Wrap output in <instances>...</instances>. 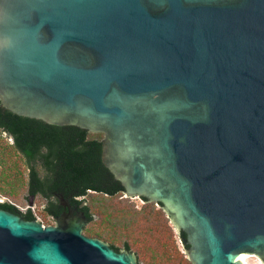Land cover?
Wrapping results in <instances>:
<instances>
[{
    "label": "water",
    "instance_id": "water-1",
    "mask_svg": "<svg viewBox=\"0 0 264 264\" xmlns=\"http://www.w3.org/2000/svg\"><path fill=\"white\" fill-rule=\"evenodd\" d=\"M0 128L55 219L0 205V264H142L82 234L88 190L159 205L190 264H264V0H0Z\"/></svg>",
    "mask_w": 264,
    "mask_h": 264
},
{
    "label": "rangeland",
    "instance_id": "rangeland-1",
    "mask_svg": "<svg viewBox=\"0 0 264 264\" xmlns=\"http://www.w3.org/2000/svg\"><path fill=\"white\" fill-rule=\"evenodd\" d=\"M90 134L103 137L102 134ZM12 143V138L0 131V203L13 205L22 214L31 209L35 220L43 226L54 225L55 219L44 211V198L33 197L31 207L23 199L29 197L28 171ZM39 175H42L41 170ZM83 201L82 205L89 207L93 218L83 227L82 234L86 237L99 236L98 239L112 243L120 251L127 243L130 252L142 264H184L187 260L177 230L159 205L124 194L113 199L89 194ZM158 211L161 214H156ZM243 255L251 257L246 260L248 264H261L256 256Z\"/></svg>",
    "mask_w": 264,
    "mask_h": 264
},
{
    "label": "trees",
    "instance_id": "trees-1",
    "mask_svg": "<svg viewBox=\"0 0 264 264\" xmlns=\"http://www.w3.org/2000/svg\"><path fill=\"white\" fill-rule=\"evenodd\" d=\"M0 131H2V132H4L1 128H0ZM5 133V132H4ZM7 135H9L8 133H6ZM10 136V135H9ZM11 137V136H10ZM101 136L100 135H93V134H90V133H86V135H85V139H86V141L87 142H98V143H100V141H101V138H100ZM12 138V137H11ZM12 141H13V143H12V146H13V148H14V150L23 158V161H24V163H25V165L27 166V171H28V180H27V192H28V194H29V181H30V171H29V168H28V163H27V161H26V159H25V157H24V155H23V153L21 152V151H19L16 147H15V140L12 138ZM33 168H34V172L36 173V176H37V181H42V179L44 178V176H45V171L42 169V167H41V165H40V163L38 162V161H34V166H33ZM39 170H41L42 171V175L40 176L39 175ZM89 194H101V195H104V196H107L108 198H110V199H113V198H116V197H118V196H120L121 194H123L122 192H119V191H117V192H115V194L114 195H106V194H104V193H96V192H94V191H90V190H88V191H85V193H84V195H82V196H74L73 197V201H76V202H78V201H83L84 199H85V197L86 196H88ZM37 196H39V197H42V198H44L42 195H40V193L39 192H36L35 194H34V196L33 197H37ZM143 200V199H142ZM143 201H145V200H143ZM145 202H147V201H145ZM47 204V203H46ZM83 203H80V204H78V206L77 207H80V208H82V207H86L87 209H88V215L89 216H91V214H90V209H89V207H87V206H85V205H82ZM0 205H6V206H9V207H11L12 209H14L16 212H18L19 214H21L22 215V213H20L13 205H10V204H8V203H0ZM146 209V208H145ZM28 212V211H27ZM26 212V213H27ZM25 213V214H26ZM46 213V212H45ZM47 214V213H46ZM156 214H161V212H157ZM47 215H49V214H47ZM31 216H32V218H33V220H35V217L32 215V213H31ZM49 216H51V215H49ZM52 218H53V216H51ZM98 238H99V236H97ZM180 237V236H179ZM125 245H127L128 246V250L130 251L131 249H130V246L127 244V243H125ZM109 246H111V247H113V248H115V249H117L118 251H120V249H118L117 247H115L112 243H110L109 244ZM137 263H138V259H137ZM184 264H190L187 260H184Z\"/></svg>",
    "mask_w": 264,
    "mask_h": 264
},
{
    "label": "bare ground",
    "instance_id": "bare-ground-1",
    "mask_svg": "<svg viewBox=\"0 0 264 264\" xmlns=\"http://www.w3.org/2000/svg\"><path fill=\"white\" fill-rule=\"evenodd\" d=\"M248 258H251V257L245 256V255H243V254H242L241 256H239V259H240L244 264H248L247 261H246Z\"/></svg>",
    "mask_w": 264,
    "mask_h": 264
},
{
    "label": "flooded vegetation",
    "instance_id": "flooded-vegetation-1",
    "mask_svg": "<svg viewBox=\"0 0 264 264\" xmlns=\"http://www.w3.org/2000/svg\"><path fill=\"white\" fill-rule=\"evenodd\" d=\"M77 208H80V207H77ZM21 215V214H20ZM22 215H25V213L24 214H22ZM43 226V225H42ZM44 227V226H43Z\"/></svg>",
    "mask_w": 264,
    "mask_h": 264
}]
</instances>
